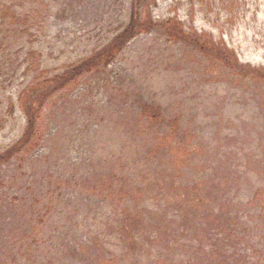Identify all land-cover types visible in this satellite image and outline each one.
I'll return each mask as SVG.
<instances>
[{"label":"rangeland","instance_id":"1","mask_svg":"<svg viewBox=\"0 0 264 264\" xmlns=\"http://www.w3.org/2000/svg\"><path fill=\"white\" fill-rule=\"evenodd\" d=\"M25 2L50 11L42 30L7 38L0 151L26 127L10 121V97L32 90L43 68L59 73L106 44L128 18V0ZM150 18L209 32L264 66V0H155ZM28 38L42 65L34 73L15 66ZM146 104L161 120L141 117ZM31 133L0 162V264H264L251 204L264 189V82L209 67L154 25L57 88Z\"/></svg>","mask_w":264,"mask_h":264},{"label":"trees","instance_id":"2","mask_svg":"<svg viewBox=\"0 0 264 264\" xmlns=\"http://www.w3.org/2000/svg\"><path fill=\"white\" fill-rule=\"evenodd\" d=\"M10 1V4H0V49L2 51L0 53V65L4 66V68L12 61V54H9L11 49H7V38L11 35H16L19 39H22L42 30L41 26H43L44 21L39 18V15L42 14L41 10H46L47 13L50 11V6L43 2L38 3V7H32L29 10V6L25 0ZM154 1L128 0V4L126 5L128 18L123 19L122 26L120 25L114 31L106 44L94 49L81 60L71 63L59 73L43 68L40 73V80L35 83V86L31 88L32 90H29L30 87L24 86L18 90V94L16 92L14 96L10 97L7 106V112L11 116L9 118L10 121L16 119L20 123L22 118L26 127H24L23 135L19 139L17 137L7 148L0 151V162L5 161L9 156L19 151L24 144L29 142L32 136L31 131L36 126L44 100L52 95L57 88L68 83L73 77L102 63V59L104 63L110 62L115 52L120 51L134 36L148 32L154 25L160 26L161 30L170 40L181 42L185 46L196 50L209 67L226 68L238 80L251 79L255 82H264V66H252L248 62H241L235 50L229 47L223 39H217L209 32L200 31L198 33L195 30H191L183 26L186 24L175 18L152 20L150 18V11L152 10ZM141 15L145 17V21L141 22ZM31 17L35 18L32 20ZM34 40L38 41L36 35H34ZM28 43L29 45L24 51L25 55L16 62L15 66L25 64L23 72L27 73L30 71L34 73L42 65L40 60L34 55V53L39 52L34 45V41L28 38ZM2 74L0 73V77H2ZM34 78L35 76L30 80L33 81ZM24 100H28V103ZM17 112L18 116L15 118L14 114ZM159 113L158 107L148 104L143 105L140 111L143 119L161 120ZM173 123H177V120H174ZM10 125L11 127L15 126L14 123H10ZM22 126H24L23 123ZM162 139L167 141L166 137ZM185 154L186 151L178 156V159L184 158ZM251 204L259 207L260 217L264 221V189L255 191ZM126 217L127 222H130L129 224L135 222V217L130 211H126Z\"/></svg>","mask_w":264,"mask_h":264}]
</instances>
